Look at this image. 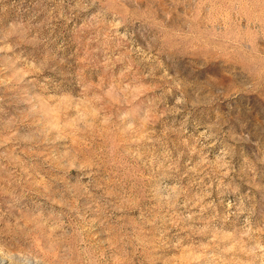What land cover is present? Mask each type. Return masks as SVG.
I'll return each mask as SVG.
<instances>
[{
  "label": "rangeland",
  "instance_id": "obj_1",
  "mask_svg": "<svg viewBox=\"0 0 264 264\" xmlns=\"http://www.w3.org/2000/svg\"><path fill=\"white\" fill-rule=\"evenodd\" d=\"M0 264H264V0H0Z\"/></svg>",
  "mask_w": 264,
  "mask_h": 264
}]
</instances>
